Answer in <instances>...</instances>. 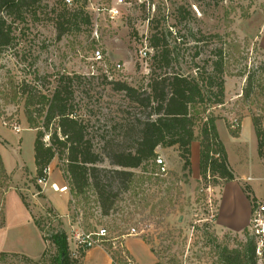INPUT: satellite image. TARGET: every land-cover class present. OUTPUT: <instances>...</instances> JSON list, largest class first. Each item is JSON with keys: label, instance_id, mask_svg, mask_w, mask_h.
Masks as SVG:
<instances>
[{"label": "rangeland", "instance_id": "374dc122", "mask_svg": "<svg viewBox=\"0 0 264 264\" xmlns=\"http://www.w3.org/2000/svg\"><path fill=\"white\" fill-rule=\"evenodd\" d=\"M98 6L102 10L97 12ZM180 7L190 13L184 19ZM75 10L91 23L72 19L70 30L59 35L58 23ZM153 18L161 20L178 58L171 71L209 68L205 60L215 47L230 48L224 103L209 111L217 117L229 166L244 191L251 199L252 185L264 194V157L253 126L254 117L264 121V0H73V5L41 0L35 15L14 22L12 43L0 49V152L8 174L0 172V264H53L57 249L51 236L58 231L66 232L71 253L76 231L107 228L109 240L103 248L81 253L82 264H111L112 259L118 264H221L220 249L241 247L251 238L248 227L237 233L217 225L225 181L215 184L210 176L205 181L195 165L183 176L177 146L157 148L167 162L166 174L156 175L157 165L151 163L135 169L149 178L120 193L109 214L103 213L93 189L72 193L58 158L49 166L47 184L37 178V130L29 127L24 100L15 95L19 85L26 81L49 94L58 75L82 76L75 85L76 109L102 157L99 166L114 168L108 155L117 141L126 146L123 124L144 117L146 110L108 81L147 87ZM170 26L176 32H168ZM95 50L101 51V60L93 58ZM249 74L257 86L246 97ZM62 186L67 189L60 191ZM133 227L138 234H130Z\"/></svg>", "mask_w": 264, "mask_h": 264}, {"label": "trees", "instance_id": "16d2710c", "mask_svg": "<svg viewBox=\"0 0 264 264\" xmlns=\"http://www.w3.org/2000/svg\"><path fill=\"white\" fill-rule=\"evenodd\" d=\"M40 1L0 0V49L12 43L14 22L35 15ZM179 13L181 19L190 14L183 7H180ZM79 18L87 24L91 23L88 15L75 10L64 22L58 23L59 35L70 30L72 19ZM149 24L152 30L149 42L154 53L147 87L138 88L126 81H108L113 90L123 92L132 103L146 110L144 117L129 119L123 124L125 128L121 136L126 146L119 147L120 141H117L115 145L118 147L108 155L114 168L99 166L102 157L94 148L88 124L76 109L75 85L82 76L68 73L58 75L49 94L26 81L19 85L18 92L15 91V95H20L24 100L29 127L37 130L34 140L37 178L45 177L51 162L58 158L63 162L72 193L80 196L93 189L104 214H109L120 193L136 189L138 185L135 183L142 184L145 178H149L145 172L138 175L135 169L150 163L156 166L157 148L160 146L178 147L183 160V176L187 177L192 171L191 145L198 141L201 177L205 181L212 179L215 184L217 179L225 182L235 179L225 144L217 129V117L209 111L213 106L224 103V74L230 48L215 47L205 60L209 68L195 72L171 71L174 60L178 58L173 56L166 42L165 31L160 27L161 20L153 18ZM169 28L168 32H176L172 26ZM256 82L255 76L249 74L244 96H251ZM48 83L51 84V81ZM253 126L258 153L264 157V121L254 117ZM0 172L8 175L1 152ZM255 199L251 195L252 203ZM51 240L57 249L52 263L68 264L70 252L66 232L53 233ZM219 260L221 264H257L252 239L249 238L241 247H223L219 250Z\"/></svg>", "mask_w": 264, "mask_h": 264}, {"label": "built area", "instance_id": "2783aa9c", "mask_svg": "<svg viewBox=\"0 0 264 264\" xmlns=\"http://www.w3.org/2000/svg\"><path fill=\"white\" fill-rule=\"evenodd\" d=\"M68 5H73V0H64ZM119 3L123 0H118ZM97 12L102 10L99 6L96 8ZM97 23V18L96 21ZM93 58L95 60H101L102 55L100 50H95L93 52ZM121 65L118 64V67ZM156 175H164L167 173V162L161 157L156 158ZM49 168L46 171V176L39 179L41 184L48 183ZM248 181H252V177L247 178ZM56 186V184H54ZM58 187V186H57ZM66 186L59 188L60 191H65ZM249 233L253 241L254 246V256L257 264H264V196L262 198L256 199L252 203L251 208V218L249 223ZM130 234H138L137 229L133 227ZM109 232L106 227H100L97 230H78L73 235L72 240L74 243V248L69 256L68 264H82L81 253L91 250L93 248H103L104 244L109 240ZM111 264H118L114 259L111 260Z\"/></svg>", "mask_w": 264, "mask_h": 264}, {"label": "crops", "instance_id": "0c3cea01", "mask_svg": "<svg viewBox=\"0 0 264 264\" xmlns=\"http://www.w3.org/2000/svg\"><path fill=\"white\" fill-rule=\"evenodd\" d=\"M191 152L192 168L194 169L193 166L195 165V168L198 169L200 161V143L198 141L192 143ZM230 167L232 166L230 165ZM233 172L236 178L225 182L222 186L216 222L224 230L240 233L249 226L252 201L238 181V174ZM250 189L255 198L264 196V194L258 195L252 185H250Z\"/></svg>", "mask_w": 264, "mask_h": 264}]
</instances>
